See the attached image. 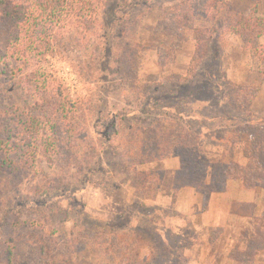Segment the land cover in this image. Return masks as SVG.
I'll list each match as a JSON object with an SVG mask.
<instances>
[{"label": "rangeland", "instance_id": "374dc122", "mask_svg": "<svg viewBox=\"0 0 264 264\" xmlns=\"http://www.w3.org/2000/svg\"><path fill=\"white\" fill-rule=\"evenodd\" d=\"M148 1L152 9L145 18L132 22L129 14L123 16V25L128 23L123 41L143 47L137 64H132L136 71L119 64L121 42L110 37L100 56L86 58L69 52L42 64L43 72L62 86L69 119L65 116L58 125L52 119L59 113L36 108V98L24 93L26 82L20 79L25 75L21 74L16 75L11 95L17 106L8 117L1 115L9 118V130L20 120L24 124L28 117L37 119L36 132L28 134L37 136V164L20 194L28 202L38 185L47 181L51 186L47 192L39 189L43 198L37 201L42 203L46 234L63 248L52 254V264H242L248 247H264L262 190H247L240 182L223 178L215 181V187H205L189 177L186 161L177 157L137 167L140 172L165 173L154 197L146 198L149 193L132 188L137 175L129 173L125 156L134 149L131 142L139 140L143 131H154L159 122L172 128L178 121L194 134H216L201 140V154L213 165L212 177L218 175L224 153L221 132L232 127L229 117L238 116L223 100L221 107H214L224 89L220 85L215 93L211 80L250 86L256 94L247 109L250 115L264 118L261 51L245 49L246 43L229 34L223 36L222 44L213 34L210 55L196 77L179 87L194 66L199 31L205 27L220 32L222 20L213 23L201 18L195 9L198 4L192 5L197 16L191 27L179 36L161 34L157 29L164 23V12L195 0ZM222 1L237 13L264 19V0ZM168 19L166 29H171ZM254 45L264 47V37L247 47ZM169 51L174 57H168ZM36 67L33 70L40 69ZM196 87L214 90L202 96L212 104L208 101L203 107L202 102L191 111L181 104ZM188 113L192 116L187 117ZM28 119L26 126L32 124ZM0 132L5 134L1 126ZM190 180L197 185L189 184ZM250 259L251 264H264V253Z\"/></svg>", "mask_w": 264, "mask_h": 264}, {"label": "trees", "instance_id": "16d2710c", "mask_svg": "<svg viewBox=\"0 0 264 264\" xmlns=\"http://www.w3.org/2000/svg\"><path fill=\"white\" fill-rule=\"evenodd\" d=\"M149 3L148 0H0V116L4 114L8 117V112L17 106L11 95L18 79L16 75L21 74L25 75L20 79L26 82L24 93L36 98V108L51 111L54 115L59 113L52 119L55 123L59 122L58 125L65 116L69 119L62 86H56L57 82L42 69V64L54 56L64 58L69 52L82 53L86 58L100 56L105 52L110 37L118 38L121 42L118 51L122 55L119 64L130 65L135 70L136 65L132 64H137V56L143 47H130L123 41L128 27V23L123 25V16L129 14L132 22L145 18L152 9ZM197 4L195 9L201 18L213 23L222 20L221 33L205 27L204 31H199L194 66L179 87L187 86L196 77L199 67L210 55L212 42L209 41H214L213 34H217L215 39L218 37L219 42L225 34L236 36L247 46L264 37V19L254 14L245 16L237 13L222 0L185 1L172 10H166L164 23L162 21L158 25V33L172 32L179 36L180 31L184 32L193 25L197 13L192 5ZM124 9L126 13H123ZM167 17H170L171 29H166ZM213 30H218V26ZM110 31L113 36H110ZM247 46L245 49L261 51L263 72L264 47ZM170 52L168 57H174V53ZM36 65L40 69L33 70ZM133 76L136 78L137 73ZM210 84L215 93L220 85L224 89L222 99L217 98L214 107H221L223 100L226 107L238 116L229 117L227 120L234 122L232 127L221 132L223 135L219 140L224 144V153L219 161L218 175L212 177L209 169L213 165L201 154V140L213 139L216 134H194L178 121L172 128L159 122L154 131H143L139 140L134 139L131 142L134 149L131 148L125 156L129 160V173L137 175L131 181L136 192L144 191L149 193L146 198L154 197L165 176L164 172L137 171L138 166L175 157L186 161L189 177L198 179L203 186L213 188L215 181L223 178V181H238L247 190L264 191V118L250 115L247 109L256 92L248 85L228 81L223 84L219 80H211ZM210 91L214 90L196 87L189 94L188 101L181 105L192 108L191 111L202 102L206 107L211 99L206 100L202 96L205 92L210 94ZM7 117H0V126L5 133L2 135L0 132V264H44L45 261L52 264V254L63 248L56 244L52 235L46 234L47 225L41 217L42 203L37 201L43 198L39 189L47 192L51 186L45 184L47 181L38 185L28 202L20 194L23 183L37 164V136L28 135L36 132L37 119L28 117L30 119L26 118L24 124L20 120L13 130H9L12 127H9ZM27 119L32 121L31 125L26 126ZM236 121L238 123L235 124ZM210 178L212 181L208 183ZM189 184L197 185L191 180ZM247 251V258L242 264H251L250 258L264 253V247L253 244Z\"/></svg>", "mask_w": 264, "mask_h": 264}, {"label": "crops", "instance_id": "0c3cea01", "mask_svg": "<svg viewBox=\"0 0 264 264\" xmlns=\"http://www.w3.org/2000/svg\"><path fill=\"white\" fill-rule=\"evenodd\" d=\"M246 204H251V205H253L252 203H248V202H247Z\"/></svg>", "mask_w": 264, "mask_h": 264}]
</instances>
